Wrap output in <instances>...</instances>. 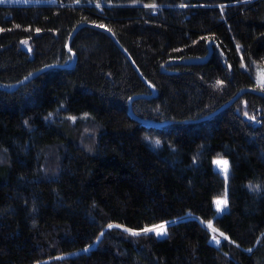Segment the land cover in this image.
<instances>
[{
	"label": "trees",
	"instance_id": "obj_1",
	"mask_svg": "<svg viewBox=\"0 0 264 264\" xmlns=\"http://www.w3.org/2000/svg\"><path fill=\"white\" fill-rule=\"evenodd\" d=\"M81 21L143 79L81 26L72 66L0 89V264H264V97L182 122L264 89V0L0 4V85L69 62ZM208 40L204 62H172ZM134 94V116L169 122L137 121ZM159 223L166 235L142 232Z\"/></svg>",
	"mask_w": 264,
	"mask_h": 264
},
{
	"label": "water",
	"instance_id": "obj_2",
	"mask_svg": "<svg viewBox=\"0 0 264 264\" xmlns=\"http://www.w3.org/2000/svg\"><path fill=\"white\" fill-rule=\"evenodd\" d=\"M81 26H89V27L95 28L97 30L103 31L107 35H109V37L112 39V41L115 44V46L126 56V58L128 59L130 65H131V67L135 70V72L138 74V76L141 79H143L142 75L139 73V71H138L135 63L132 61V59L130 58V56L126 53V51L120 45V43L116 40V38L105 27H99L100 24L90 23V22H86V21H81V22L77 23L72 28V30L68 34V36L66 38V41H65V49H66V51H68L70 53V60H69V62H67V63H63V62H50V63L43 64L40 67H38L37 69H35V70L27 73L26 75H24L23 77H21L19 80L12 82L9 86L0 85V89H2V90H13L19 84H22V83L26 82L27 80H29L30 78H32L37 73H39V72H41V71H43L45 69L51 68V67L65 68V67L72 66L73 63H74V61H75V53H74V51H72L70 49V41H71L72 37L74 36L75 32ZM210 43H211V40H208L207 41V51H206V53L204 55L186 56V57H182V58H179V59H175L172 62L173 63H178V64H191V63L204 62L209 57V55L211 53ZM151 90H152V88H151ZM243 92H250V93H253V94H256V95H259V96H263L264 97V89H258V88H252V87H241L232 96H230L225 102H223L221 105H219L218 107H216L211 112L206 113L204 115H201L199 117L183 119L182 122H193V121H198V120H202V119L208 118V117L212 116L213 114L219 112L220 110L224 109L225 107H227L232 101H234ZM135 96H137V95L134 94V95H131L130 97H128V99H127V105H128V112H129V114L131 116H133L137 121H139L140 123L145 124V125H155V126L169 122V120H164V121L158 122V121H152V120L147 119V118L134 116L132 114V112H131L130 101Z\"/></svg>",
	"mask_w": 264,
	"mask_h": 264
},
{
	"label": "snow or ice",
	"instance_id": "obj_3",
	"mask_svg": "<svg viewBox=\"0 0 264 264\" xmlns=\"http://www.w3.org/2000/svg\"><path fill=\"white\" fill-rule=\"evenodd\" d=\"M3 2H4V0H0V3H3ZM77 2H79V0H77ZM99 27H104V26L103 25H100ZM0 31H2V29H0ZM218 84H222V82H218ZM156 143H159V141H157ZM215 164L221 170L222 174L225 176V179H227L228 174H229V164H228V161L227 160H217V161H215ZM253 190H255V189H253ZM215 205H216L217 212H223L227 208V205H228L227 193H225L224 198L217 199L215 201ZM108 227L109 228H112L113 225H109ZM115 227H121V226L116 225ZM207 227L213 232L212 240L215 242L216 245H219L221 243L219 237H224L225 240L228 239V237H226L224 235V233H222V232H220L217 235L216 233L218 232V230L215 229L211 223H209L207 225ZM125 231L130 232V234L133 235V236H136V235H140L141 234L140 232H136V231H133L131 229H125ZM142 232L144 234H147V233H155L158 237H161V236L166 235L167 228H166V225L165 224H161V225H157V226H153V227H145L142 230ZM101 235H103V233H101Z\"/></svg>",
	"mask_w": 264,
	"mask_h": 264
},
{
	"label": "rangeland",
	"instance_id": "obj_4",
	"mask_svg": "<svg viewBox=\"0 0 264 264\" xmlns=\"http://www.w3.org/2000/svg\"><path fill=\"white\" fill-rule=\"evenodd\" d=\"M29 3H54V0H4V2L3 3H0V4H29ZM255 80L257 81L259 87L264 88V69L259 68V67L256 68V71H255ZM217 160H222V159L216 158V159H214V163ZM215 166L217 167L216 164H215ZM224 196H225V193H223L217 199H222V198H224ZM217 199H215V201ZM215 201H214V204H215ZM215 207H216V205H215ZM161 224H164V223H159V224L152 225V226H149V227H153V226H157V225H161ZM108 225H111V224H108ZM205 225L207 226L208 223H206ZM212 234H213V232H212ZM216 234L218 235L219 232H217ZM219 238L221 239L223 237H219Z\"/></svg>",
	"mask_w": 264,
	"mask_h": 264
}]
</instances>
